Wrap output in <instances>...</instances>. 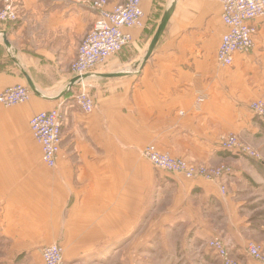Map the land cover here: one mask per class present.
<instances>
[{
	"label": "crops",
	"instance_id": "1",
	"mask_svg": "<svg viewBox=\"0 0 264 264\" xmlns=\"http://www.w3.org/2000/svg\"><path fill=\"white\" fill-rule=\"evenodd\" d=\"M10 1L19 19L0 22V92L29 86L27 74L41 94L0 104V257L38 256L58 243L67 264H145L147 253L154 264H223L208 246L219 236L237 264H251L247 244L264 250V123L249 107L264 98V20L255 48L222 66L220 0H142L145 25L130 29L133 42L84 76L95 98L86 114L71 99L70 67L98 18L94 0ZM123 1L108 0V8ZM54 107L65 120L50 168L30 120ZM225 134L261 160L222 149ZM151 143L193 164L230 167L226 193L218 181L155 167L143 155Z\"/></svg>",
	"mask_w": 264,
	"mask_h": 264
},
{
	"label": "built area",
	"instance_id": "2",
	"mask_svg": "<svg viewBox=\"0 0 264 264\" xmlns=\"http://www.w3.org/2000/svg\"><path fill=\"white\" fill-rule=\"evenodd\" d=\"M223 6L222 21L227 31L221 38L217 51V62L222 66H232L235 54H247L255 48L258 21L264 20V0H220ZM92 8L98 18L79 45L77 56L71 63V71L78 79L70 88L75 92V101L80 109L90 114L95 107V98L89 92L84 76L103 66L113 56L119 54L133 42L132 28L145 25L142 0H124L113 8H108V0H94ZM19 19L17 8L10 0L0 10V22L10 23ZM33 91L26 84L9 86L0 92V104L10 107L27 102ZM252 113L264 123V98L250 102ZM65 114L61 107H54L35 114L30 120L32 134L41 146L42 161L50 168L57 166L62 147V128ZM220 147L232 150L250 158L261 160L253 146L242 141L236 134H225L220 138ZM143 155L155 167L172 173H180L187 179L204 178L218 181L226 193L225 178L232 169L228 166H206L193 164L186 158L164 152L154 143L143 149ZM209 248L224 264H236L227 243L219 236L208 241ZM247 254L264 264V250L256 242L246 246ZM43 264H67L64 249L58 243L43 246Z\"/></svg>",
	"mask_w": 264,
	"mask_h": 264
},
{
	"label": "rangeland",
	"instance_id": "3",
	"mask_svg": "<svg viewBox=\"0 0 264 264\" xmlns=\"http://www.w3.org/2000/svg\"><path fill=\"white\" fill-rule=\"evenodd\" d=\"M70 94L73 95V97H71V99L73 100V98H74V100H75V97H74L75 92H71ZM147 252H149V253L153 252V242L147 243ZM246 254H247V252H246ZM248 257L252 260L251 264H260L258 261H256L255 259H253L249 255H248ZM91 260H92V258H91ZM96 260L98 261V264H102V263H104L105 258H96ZM169 260H170L169 257L167 259H165V264H169ZM153 261H154V258L152 257V255L147 253V257L145 258L144 263L145 264H154ZM84 262H85L84 264H89L86 261H84ZM0 264H43V259H42V255H40V254L38 256H28V257L25 255H21L18 257H0Z\"/></svg>",
	"mask_w": 264,
	"mask_h": 264
},
{
	"label": "water",
	"instance_id": "4",
	"mask_svg": "<svg viewBox=\"0 0 264 264\" xmlns=\"http://www.w3.org/2000/svg\"><path fill=\"white\" fill-rule=\"evenodd\" d=\"M174 7H175V6L172 5V6H170V8H168V9L164 12V14H163V16H162V18H161L160 24H159V26H158V28H157V31H156V33H155V35H154V37H153V39H152V41H151V43H150L149 49H148L147 54H146V56H145V61L148 60V59L150 58V56L152 55V53H153V51H154V49H155L157 43L159 42L161 36L163 35V33H164V31H165V29H166L168 23H169V20H170V17H171V14H172V12H173ZM5 43H6L8 46L10 45L7 39H5ZM122 74H123L122 72H117V73H110V74H105V75H106V76H110V77H112V76H120V75H122ZM25 76H26V78H27V80H28V84H29L31 90H32L34 93H36V94H41V93L37 90V88L35 87V85H34L32 79L29 77V75L26 74ZM77 79H78L77 77H75V78L72 79V81L70 82V87L73 86V84L75 83V81H76Z\"/></svg>",
	"mask_w": 264,
	"mask_h": 264
},
{
	"label": "trees",
	"instance_id": "5",
	"mask_svg": "<svg viewBox=\"0 0 264 264\" xmlns=\"http://www.w3.org/2000/svg\"><path fill=\"white\" fill-rule=\"evenodd\" d=\"M2 23V22H1Z\"/></svg>",
	"mask_w": 264,
	"mask_h": 264
}]
</instances>
